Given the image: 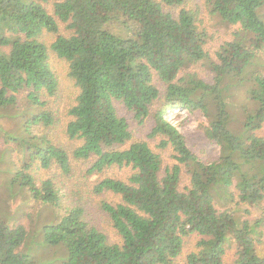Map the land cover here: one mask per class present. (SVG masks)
<instances>
[{
    "label": "trees",
    "instance_id": "trees-1",
    "mask_svg": "<svg viewBox=\"0 0 264 264\" xmlns=\"http://www.w3.org/2000/svg\"><path fill=\"white\" fill-rule=\"evenodd\" d=\"M50 1L0 0V109L17 105L18 94L27 92V109L15 114L18 130L0 124V137L31 153L29 161L16 163L10 182L65 211L43 226L44 246L64 247L62 264H225L233 247L235 264H264L258 248L264 217L241 214L250 213L247 206L264 209V72L257 62L264 54V0H204L224 22L240 25L214 60L205 48L209 33L200 26L199 11L186 7L189 0H52V11ZM130 24L135 31L122 35ZM49 33L56 36L51 43ZM51 54L67 62L78 88L66 112L63 135L70 144L58 134L50 99L60 85ZM204 61L213 72L210 81L184 71ZM117 105L139 125L149 123L148 140L134 137ZM177 108L199 110L208 119L204 132L220 146L217 160L199 158L166 118ZM10 150L0 149V166ZM165 151L174 163L163 167ZM76 160L90 167L76 182L79 190L70 193L69 207L64 182ZM35 165L57 167L65 180L43 177ZM112 167L129 168V175L98 176ZM184 169L190 185L182 189ZM93 175L98 178L91 191L117 197L100 203L117 241L86 213L89 200L81 188ZM29 235L24 225L0 219V264H36ZM193 235L194 249L182 262Z\"/></svg>",
    "mask_w": 264,
    "mask_h": 264
},
{
    "label": "rangeland",
    "instance_id": "rangeland-1",
    "mask_svg": "<svg viewBox=\"0 0 264 264\" xmlns=\"http://www.w3.org/2000/svg\"><path fill=\"white\" fill-rule=\"evenodd\" d=\"M52 1V0H51ZM47 4V7L52 11V2ZM186 7L194 8L199 11L200 16V26L205 27L209 33L208 42L205 45L206 50L209 53L211 59L216 58V50L225 41H229L235 38V34L240 31V25H232L224 22L222 18L212 12L209 7L205 4L204 0H189ZM260 16L264 19V5L259 9ZM60 23V22H59ZM129 27H124V30H120L122 35L132 34L135 31L134 25L130 24ZM114 29L118 28L115 25ZM60 31L64 34H69V30L65 27L64 23H60ZM55 35L49 33L45 36L48 43H51L55 39ZM50 62L54 69L56 70L59 78V91L54 96L51 97V103L54 105V109L58 112L59 123V136L63 142L70 144L63 133L66 126L68 117L66 115L67 110L75 104L76 97L78 95V88L76 87L74 81L69 76V66L67 62L63 59L58 58L56 55H50ZM257 62L260 64V70L264 72V54H261ZM184 71L196 72L200 77L210 81L213 72L210 70L208 62H198L188 65ZM27 92L22 91L18 94V103L15 106L0 109V124L8 130H18L19 120L15 116L17 112H21L27 109L26 96ZM118 112L120 115H124L131 124V129L134 132V137L136 139H146L147 132L149 130V123L144 125H139L134 119L133 114L124 108L123 105H117ZM166 118L186 137V141L191 150L199 156L205 162H212L219 158L220 156V146L213 140L209 139L204 132V126L208 124V119L199 110H188L186 108H177L170 110L166 114ZM150 144L155 148L156 141L154 139H149ZM11 147L12 151L10 153H3L5 156L4 161L1 162L0 166V219L5 221L10 226L24 225L29 231L27 243L28 250L32 254L36 264H62L67 256V251L62 246H44L43 244V232L42 228L45 224L59 221L60 218L65 214L63 208L55 207L53 205H47L39 200H36L31 193L20 185L19 183L12 186L11 176L12 173L18 168L16 163L20 166L23 165L25 161H29L31 153L27 152L22 148L20 144H7L5 139L0 137V149L5 147ZM163 154V167L166 165H172L174 160L170 155V152H162ZM1 159V153H0ZM90 167V162L76 160L73 162V170L70 176L66 177L67 181L64 196V204L71 207L73 204L72 196L70 193L72 191L79 190V183H76L79 176H82L84 171ZM33 168H37L35 165ZM35 170V169H34ZM129 168H118L112 167L107 169L103 174L98 175L103 176H114L117 178L125 179L129 175ZM35 173L44 176L57 175L59 178L60 170L55 167L49 170L38 169ZM97 175L89 177L81 188V196L84 199H88V204L86 202V213L88 218L94 224L98 226L102 231H104L110 238L111 241H117L119 236L114 229L110 216L100 208L101 200L107 199L108 201H116L117 197L112 194L102 193L97 194L91 191V187L94 185V181L98 178ZM60 180H65L63 177ZM76 183V184H75ZM181 188L184 189L186 186L190 185L189 174L186 170H183V176L181 180ZM218 207L221 205L218 204ZM264 208V202L262 203ZM250 210L249 214L245 211H241L243 216L250 219L264 217V209H256L253 207H245ZM261 232L263 234L262 242L258 245L260 252L264 254V222L261 227ZM35 236L38 243L35 242ZM188 244L182 255V262L185 261L186 256L194 249V245L197 241L196 235H193L188 239ZM24 245L25 248L27 247ZM235 251L236 249L229 248L225 256V264H235Z\"/></svg>",
    "mask_w": 264,
    "mask_h": 264
}]
</instances>
